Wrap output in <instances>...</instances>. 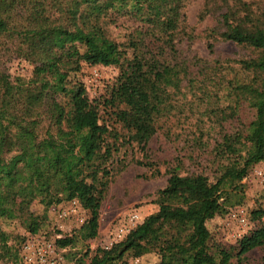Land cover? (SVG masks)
Masks as SVG:
<instances>
[{
	"label": "trees",
	"instance_id": "trees-1",
	"mask_svg": "<svg viewBox=\"0 0 264 264\" xmlns=\"http://www.w3.org/2000/svg\"><path fill=\"white\" fill-rule=\"evenodd\" d=\"M186 1L0 0V264H25L19 248L26 235L4 225L17 221L36 234L44 214L29 209L35 200L44 209L76 201L86 213L76 235L94 238L109 180L126 164L120 148L143 151L156 131L190 119L195 131L184 139L186 153L166 167L156 210L109 248H96L88 264H126L142 247L157 251L158 264H249L248 251L260 248L264 264V223L250 224L233 244L210 243L206 227L242 206L243 179L264 163V0H204L198 20L210 16L214 24L196 35L184 22ZM119 18L137 23L123 43L109 31ZM182 38L202 39L208 51L228 41L249 53L183 58ZM13 57L31 67L27 77L7 72ZM83 64L117 68L92 99L82 82L68 79ZM200 155L210 175L204 168L181 175L182 157ZM135 163L159 174L152 161ZM251 213L264 217L261 207ZM74 241L70 235L54 244ZM70 260L83 264L75 254Z\"/></svg>",
	"mask_w": 264,
	"mask_h": 264
},
{
	"label": "rangeland",
	"instance_id": "rangeland-1",
	"mask_svg": "<svg viewBox=\"0 0 264 264\" xmlns=\"http://www.w3.org/2000/svg\"><path fill=\"white\" fill-rule=\"evenodd\" d=\"M203 2L204 0H187L183 7L184 22L193 35L202 32L205 28L212 27L214 24V19L210 16L198 20L197 16ZM136 25L137 23L129 18H119L110 25V36L116 42L123 43L125 34ZM176 47L179 57L197 56L206 60L239 58L249 53L247 48L228 41L214 43L212 50L208 51L204 40L197 38L192 41L182 38L177 42ZM5 67L11 76L21 75L22 77H27L31 69L23 60L14 57L6 61ZM116 73L117 68L112 66H87L83 64L77 72L70 73L68 79L82 82L88 98L92 99L102 92L104 85ZM101 115L109 126L119 130L118 124L106 119L105 114ZM169 122H172V119ZM189 122L172 126L169 133H164L162 130L156 131L147 141L143 151L135 145L120 148L117 157L120 158L124 154L126 164L121 171L114 174L109 180L100 203L97 234L94 238L81 240L76 235L77 229L86 218V213L74 200L62 202L46 209L37 200L33 201L29 209L35 213L44 214V222L34 235L23 232L17 221L5 224V229L26 235L23 243L30 240V236L33 237L31 240L34 243L40 241L53 243L57 237L72 235L75 237L73 247L56 248L51 253V256L56 259L54 264H71L70 257L72 254L79 257L83 264H88L94 250L98 247L102 248L110 241L115 230L123 226L128 227L127 219L130 214L135 213L138 216L135 223L137 225L145 216L156 210L157 206L153 203V200L155 192L165 184L167 178L166 167L174 164L173 158L175 156L186 153L188 147L184 139H188L189 134L195 131L194 119H190ZM208 127L207 123L202 126L203 129ZM195 153H193V156ZM144 159L156 164L159 170L157 176L151 177L150 171L146 167L135 163V160L144 161ZM182 161L183 170L180 172L181 175L201 168L206 169L205 173L210 175L211 166L207 165L208 161L205 155L195 157L191 162L182 157ZM242 182L244 183L245 199L241 207L245 210L249 222L248 226L250 224H263L264 217H252L251 210L260 207L264 209V163H256ZM248 226L242 227L239 225L229 217V213L214 216L206 222V227L210 232V243L233 244L248 229ZM23 243L20 245L19 255H21ZM85 252H87V255H84ZM246 256L247 263L261 264L262 252L260 248L248 251ZM135 258H138L141 264H158L159 255L156 250L146 247L138 248L126 257V264H131V261Z\"/></svg>",
	"mask_w": 264,
	"mask_h": 264
},
{
	"label": "built area",
	"instance_id": "built-area-1",
	"mask_svg": "<svg viewBox=\"0 0 264 264\" xmlns=\"http://www.w3.org/2000/svg\"><path fill=\"white\" fill-rule=\"evenodd\" d=\"M229 217L232 220H235L242 227L248 226L247 217L245 214L244 208L241 206L234 207L229 212ZM128 227L123 226L115 230L113 237L110 241H108L103 248H109L113 243L121 240L124 235L135 226V223L138 220V216L135 213H132L128 217ZM59 236V235H58ZM30 240H26L22 245L21 257L25 264H54L55 258L51 256V253L56 249V246L51 242L40 241L38 243H34L31 239L33 237L30 236ZM131 264H141L138 258H135L131 261Z\"/></svg>",
	"mask_w": 264,
	"mask_h": 264
}]
</instances>
